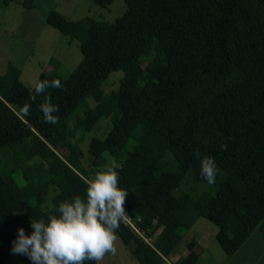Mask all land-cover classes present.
<instances>
[{
  "label": "trees",
  "instance_id": "1",
  "mask_svg": "<svg viewBox=\"0 0 264 264\" xmlns=\"http://www.w3.org/2000/svg\"><path fill=\"white\" fill-rule=\"evenodd\" d=\"M0 1L34 7V0ZM91 1L105 7L114 0ZM124 2L114 22L48 13L49 25L81 40L82 61L68 77L39 76L38 82L60 79L63 89L49 88L32 102L34 88L21 81L19 68L9 63L0 75V155L13 162L0 168V264H32L11 251L18 229L31 235V218L47 221L61 202L84 197L105 154L118 162L119 187L129 191L126 212L152 239L151 245L123 223L117 232L140 264H164L200 217L218 226L227 257L255 230L264 234V0ZM116 70L128 78L103 96L102 81ZM44 96L60 108L55 125L39 110ZM25 103L28 116L21 113ZM108 117L112 128L91 139L86 167L76 131L82 138ZM167 154L174 169L165 170ZM206 156L219 170L214 188L178 194L191 172L207 183L200 175ZM195 243L177 264H199Z\"/></svg>",
  "mask_w": 264,
  "mask_h": 264
},
{
  "label": "rangeland",
  "instance_id": "2",
  "mask_svg": "<svg viewBox=\"0 0 264 264\" xmlns=\"http://www.w3.org/2000/svg\"><path fill=\"white\" fill-rule=\"evenodd\" d=\"M51 10L58 11L72 20L89 16L98 20L114 22L125 13L126 4L124 0H114L104 7L91 0H34V7L29 9L18 2L6 5L0 1V75L6 72L8 64L11 63L21 71V81L28 88L33 89L41 73L57 72L60 76L68 77L80 64L83 57L79 48L80 38L71 39L49 25L46 22V17ZM127 78L128 76L122 70L111 72L102 81L101 93L103 96H107L113 91H117ZM95 105L96 99L90 95L87 98V107ZM112 125L113 122L108 117L82 138H80V130L76 131L73 141L82 148L84 152L82 162L86 167H89L92 162V157L88 153L91 139L93 137L105 138ZM105 157L106 165H118V162L109 155L105 154ZM166 157L169 164L165 170L174 169L177 164L176 159L171 154H167ZM12 164L10 155H0V168L10 170ZM40 181L38 178L36 183ZM22 185L24 187V184ZM207 188H214V186L195 181L191 172L182 181L177 193L193 191V189L202 193ZM54 193L55 191L51 190L45 207L50 205V197ZM217 232V225L204 217L198 218L194 225L183 233L181 243L166 258L164 264H177L179 256L187 251L193 238L206 248L204 264H226L228 257L216 239ZM117 237L116 254H107L100 264H140L132 254L130 247L124 244L118 235Z\"/></svg>",
  "mask_w": 264,
  "mask_h": 264
},
{
  "label": "clouds",
  "instance_id": "3",
  "mask_svg": "<svg viewBox=\"0 0 264 264\" xmlns=\"http://www.w3.org/2000/svg\"><path fill=\"white\" fill-rule=\"evenodd\" d=\"M63 89L60 79L40 80L35 84V102L47 89ZM44 122L55 125L60 111L50 96H44L39 104ZM31 104L21 108L24 116L30 114ZM227 150V144L221 145ZM199 158V154H197ZM218 167L213 157L200 160V175L209 185H214ZM119 172L115 164L105 165L87 182L84 197L75 196L71 201H63L56 208L57 214L43 218H31V235L23 227L18 229L17 238L12 242V253L27 256L32 264H86L92 261L100 264L109 253L117 252V232L121 224L128 222L125 210L129 191L119 187Z\"/></svg>",
  "mask_w": 264,
  "mask_h": 264
},
{
  "label": "crops",
  "instance_id": "4",
  "mask_svg": "<svg viewBox=\"0 0 264 264\" xmlns=\"http://www.w3.org/2000/svg\"><path fill=\"white\" fill-rule=\"evenodd\" d=\"M192 240L196 242L193 250L199 255V264H204L206 261V248L198 240L194 238ZM189 252L190 250L187 248V251L179 256L178 262ZM227 260L226 264H264V234L259 230H255L241 248L233 256L228 257Z\"/></svg>",
  "mask_w": 264,
  "mask_h": 264
},
{
  "label": "built area",
  "instance_id": "5",
  "mask_svg": "<svg viewBox=\"0 0 264 264\" xmlns=\"http://www.w3.org/2000/svg\"><path fill=\"white\" fill-rule=\"evenodd\" d=\"M129 215L128 222L125 224L128 226L132 231H134L137 235H139L142 239H144L147 243L152 245V239L145 230L141 229L139 224L137 223L135 217L133 215ZM140 221V217L137 218Z\"/></svg>",
  "mask_w": 264,
  "mask_h": 264
}]
</instances>
